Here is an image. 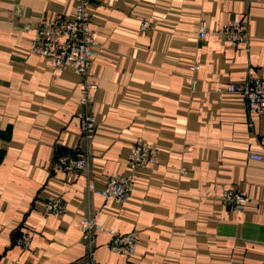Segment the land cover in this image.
Wrapping results in <instances>:
<instances>
[{
  "label": "crops",
  "instance_id": "crops-1",
  "mask_svg": "<svg viewBox=\"0 0 264 264\" xmlns=\"http://www.w3.org/2000/svg\"><path fill=\"white\" fill-rule=\"evenodd\" d=\"M72 11L71 0H0V264L84 263L78 222L88 215L139 236L128 258L97 234L98 264H264V164L248 160L264 152V116L224 92L264 79V0H90V141L78 116L80 77L30 52L39 19ZM230 20L247 43L232 47L218 35ZM138 140L155 161L135 170L130 197L90 191L129 173ZM85 155L88 174L58 166L59 157ZM229 191L245 196L239 211L221 199ZM55 196L60 217L44 212Z\"/></svg>",
  "mask_w": 264,
  "mask_h": 264
},
{
  "label": "built area",
  "instance_id": "built-area-1",
  "mask_svg": "<svg viewBox=\"0 0 264 264\" xmlns=\"http://www.w3.org/2000/svg\"><path fill=\"white\" fill-rule=\"evenodd\" d=\"M90 0H71L73 11L70 15L57 14L49 19H39L35 25V34L30 48L34 52L49 60L55 69L61 71L71 69L80 77V99L81 108L78 116L81 120V131L86 141H90L96 131L94 116L91 113L93 91L97 89V84L92 80L90 71L91 63L96 56L97 43L94 33L90 28L89 15ZM149 28V24L141 19L140 30ZM206 31L204 19H200V31L198 38L203 39ZM218 35L232 47L248 42V35L242 24L236 20L225 23ZM191 72L198 69V63L192 62L189 67ZM191 86H195V81L191 80ZM225 94L234 96L240 100L250 114L264 116V79L253 77L243 82L229 83L225 89ZM248 160L264 164V152L249 153ZM155 161V149L138 140L133 146L127 175L113 174L106 178L102 189L97 190L93 184L88 188L101 195L104 199H111L121 202L130 197L133 189L134 172L147 162ZM58 166L67 176L73 177L78 173L88 174L90 170L87 156L73 158L62 156L58 158ZM221 199L232 211H239L246 202L245 196L240 192L229 191L222 195ZM46 215L60 217L64 212V204L60 197L50 198L45 203ZM78 227L81 241L86 245L85 262L82 264H98L96 261V235L104 234L109 236L108 248L111 252L131 257L139 243L137 233L130 232L120 234L114 229L104 228L95 215H88L79 219ZM30 236L24 234L20 244L27 246ZM6 264H15L9 262Z\"/></svg>",
  "mask_w": 264,
  "mask_h": 264
}]
</instances>
